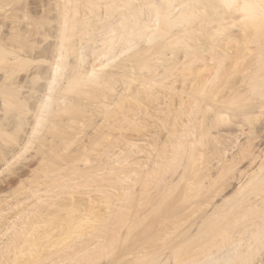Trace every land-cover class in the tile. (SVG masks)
Returning <instances> with one entry per match:
<instances>
[{
	"label": "bare ground",
	"instance_id": "obj_1",
	"mask_svg": "<svg viewBox=\"0 0 264 264\" xmlns=\"http://www.w3.org/2000/svg\"><path fill=\"white\" fill-rule=\"evenodd\" d=\"M47 1L32 107L12 77L37 23L0 25V136L27 140L1 158L77 148L27 200L1 189L0 264H264V0Z\"/></svg>",
	"mask_w": 264,
	"mask_h": 264
},
{
	"label": "rangeland",
	"instance_id": "obj_2",
	"mask_svg": "<svg viewBox=\"0 0 264 264\" xmlns=\"http://www.w3.org/2000/svg\"><path fill=\"white\" fill-rule=\"evenodd\" d=\"M41 1V2H40ZM46 2H48L47 0H11V2H10V6H8L7 7V9L5 10V12L4 11H0V25L1 26H4V28H5V30H7L6 28V26H7V24L8 23H10L11 21H13V19H10L11 18V14H12V12L13 13H17L18 15H19V18L20 17H22L21 19V21L23 22V21H27V22H29V21H33V22H36L37 23V25H36V31L34 30V28H33V26H32V28H30L31 30V33L32 34H29L30 33V31H29V23L27 24V22H23V23H25V25L24 24H22L23 25V27L25 28V26H27L28 25V29L26 28V30L23 28V29H21V27H22V25H20L19 24V29H21L20 31H24L23 33L25 34V32H27V31H29V33H28V35H32V37L31 36H27L28 38V40H29V42L28 43H26L27 45H25V51H24V53L25 52H27V53H30L29 55V59L31 60V61H29V63L27 62L25 65H23L21 68H19L17 71L19 72V75H18V73L16 74H14V76L12 77V80H13V82L15 83V86H18V85H25L26 87L25 88H22V93L20 94V92H19V94H20V97H22V96H28L29 98L28 99H30L31 98V100H29V106H34V104L36 103V101L38 100L37 98H39L40 96L39 95H42V92H40V90H41V86L40 85H42V82L40 81H37V83H35V85L32 83V78L34 77V76H36V73L38 74L39 72H42L40 69H39V66H44L45 67V65H46V62H44L45 61V57L47 56L46 55V52H47V49H46V51H45V54H43L44 53V50L43 49H45V48H47V47H45L46 45L48 46V38H47V33L49 32V30H50V22H48L47 20L50 18V15L51 16H53L52 15V13H51V11L50 10H48V4L46 3ZM16 3V5H14V4ZM49 3V2H48ZM13 5V6H12ZM47 5V6H46ZM12 6V7H11ZM15 6V7H14ZM40 9H39V8ZM8 8H10V9H8ZM12 9H13V11H12ZM30 9V10H29ZM43 9H44V12H43ZM27 10H28V12H27ZM48 10V11H47ZM11 13H10V12ZM26 11V12H25ZM38 11H40L39 13H38ZM2 12V13H1ZM7 12H9L10 13V18H8L9 16L7 15V14H9V13H7ZM33 12V13H32ZM4 13H7V14H4ZM39 14V15H38ZM47 14L49 15L48 17H47ZM6 15L8 16L7 18L8 19H6L5 17H6ZM18 15H14L13 14V16L15 17V16H18ZM27 15V16H26ZM4 16V17H3ZM12 16V17H13ZM24 17V18H23ZM26 17V18H25ZM39 17V18H38ZM3 18H4V20H3ZM52 18V17H51ZM9 19H10V21H9ZM15 19V18H14ZM29 20V21H28ZM13 22H16V19H15V21H13ZM21 22V23H22ZM6 24V25H5ZM21 26V27H20ZM31 27V26H30ZM49 29V30H48ZM32 30H34V32H36L37 33V31H39L38 32V35L36 36V34H34L33 32H32ZM21 32V33H22ZM44 33L43 35H42V33ZM2 33H5L6 34V32L4 31V32H2ZM5 34H2L3 36L5 35ZM40 34H41V36H40ZM35 35V36H34ZM34 36V37H33ZM1 35H0V39H1ZM29 38H31V39H29ZM35 38H37L36 40H35ZM38 39H40V41L42 42H40ZM43 51V52H42ZM34 52V53H33ZM39 52V53H38ZM23 53V52H22ZM23 53V54H24ZM43 55H42V54ZM26 54V53H25ZM36 54H37V56H39V58L41 57V59H39L37 56H36ZM28 55V54H27ZM41 55V56H40ZM46 55V56H45ZM33 56V57H32ZM43 56V57H42ZM45 56V57H44ZM32 60H33V62H32ZM44 60V61H43ZM41 61V62H40ZM38 62V63H37ZM35 63V64H34ZM39 63H41V64H39ZM43 63V64H42ZM28 64V65H27ZM2 67H4L3 65H1ZM36 66H38V67H36ZM36 68H38V69H36ZM32 69V70H31ZM30 70V71H29ZM36 70H40V71H36ZM42 70H43V68H42ZM33 71L35 72L34 74H32L33 73ZM23 72H28L26 75L23 73ZM21 74V75H20ZM32 74V75H31ZM16 75V76H15ZM31 76V77H30ZM23 77H25L24 78V81H23ZM17 78V79H16ZM18 80V81H17ZM21 83V84H20ZM33 85V86H32ZM29 86H31V87H29ZM33 87H35V88H33ZM40 88V89H39ZM28 92V93H27ZM23 94V95H22ZM35 95H36V97H35ZM33 97V98H32ZM34 99L36 100V101H34ZM149 99V98H148ZM145 101V100H144ZM148 101V100H147ZM31 104V105H30ZM3 127V129L5 130V136L3 135V136H0V142L2 143L3 142V144L2 145H0V149L2 150V151H0L1 153L4 151V150H7V156H8V154H10V152H11V154L13 153L11 150H12V148L13 147H15V146H19L20 145V142L22 143L24 140H25V133H24V131H22V130H18L16 127V129L17 130H15L13 127H12V125H10V127H11V129L13 128V131L12 130H10V128L8 129V127H9V125H3L2 126ZM20 132V133H19ZM47 132V131H46ZM23 133V134H22ZM45 133V132H44ZM44 133H43V135H44ZM24 135V137H22ZM41 135V134H40ZM43 135H42V138L39 136V140H40V142L38 141H35V142H37V144L35 145L34 143L31 145V144H29L28 145V148H27V150H29V153L27 152V150L26 151H23L25 154H26V152H27V154H26V157H24L25 155H24V153H23V155L24 156H20V157H22V159L20 158L19 159V157L18 158H16V160L17 159H19V160H17L16 162H17V164H18V167H16L17 166V164L16 165H11V167L12 168H8V164H7V161L6 160H4L3 158H1L2 156V154L0 153V175H2L3 176V179H2V176H1V180H3V182L2 181H0V184L1 183H3V185L4 186H1L0 185V195H2L1 194V189H6L7 187H9V188H7L6 190H7V193H9L10 191H12L13 192V190H14V186H13V184L15 185L17 182H20L19 180H23V178H24V180H23V183L25 184V186H23V188L24 187H28L29 188V190H28V192H27V190H26V188L24 189V191L26 190V192L27 193H24V191H23V189H19V188H17L16 186H18L19 187V185H20V183L18 184V185H16L15 187L17 188V189H19V190H17V189H15L14 191L16 192L15 194H12L11 192V194L13 195L12 197L14 198L13 200H14V202H16L17 200L15 199V197L16 196H14V195H16V194H18V196L19 195H21L22 193V195H21V197H23V200L25 199V200H27L26 199V197H28V195L27 194H31L30 193V183L32 184V183H35V180L33 181V179H36V180H38V179H40V177L42 176V174L40 173V172H38V168H35L36 166L34 165V162L36 161V165H37V167H40V169L42 168L41 167V165L40 164H42L43 163V161H47L48 159V161H50L52 164L54 163L55 165H57V166H60V165H62V164H65V163H63L64 161L66 162V160L68 159V156H69V152L71 151V150H75V148H77V147H73L72 149H71V146H77L76 144H80L81 143V141H76L74 144H70V148L69 149H71V150H66V149H64V148H62V145L60 146L59 145V149H60V151H59V157H58V159L61 157V158H63L62 160H64V161H60L61 160V158L58 160V159H56L55 158V156H57V155H52V153H50L49 151H48V147H49V143H50V141H49V136H51V133L50 132H47V133H45V135H46V138H44L43 137ZM44 135V136H45ZM49 135V136H48ZM20 136L22 137V138H20ZM48 136V137H47ZM14 137V138H13ZM24 138V139H23ZM17 140V141H16ZM23 140V141H22ZM35 140H38V139H35ZM25 141H27V140H25ZM24 141V143H26ZM46 142V143H45ZM4 143H5V145H4ZM39 143V144H38ZM4 145V146H3ZM31 145V146H30ZM43 145H45L46 147L45 148H48V149H45L44 148V146ZM2 146L4 147V148H2ZM30 146V147H29ZM37 147L36 149L34 148L33 149V147ZM48 146V147H47ZM6 147V148H5ZM10 149V151L8 150V149ZM33 149V151L31 150V149ZM13 149H15V148H13ZM66 150L65 152L67 153V154H65V152H64V150ZM9 151V152H8ZM68 151V152H67ZM6 151H4L3 153H5ZM21 153V154H22ZM35 153V154H34ZM37 153V154H36ZM64 154L65 156H63L62 154ZM6 154V153H5ZM10 154V155H11ZM54 154V153H53ZM40 155V156H39ZM34 158H38V157H40L41 159H39V160H41V161H37L36 159H34ZM30 157H32L31 159H29ZM136 157H138L139 158V156H137L136 155ZM136 157H133L132 158V160H135L136 159ZM24 158H27V162L28 163H26V161L25 160H23ZM48 158V159H47ZM93 158V157H92ZM137 158V160H139L140 161V159L142 158L143 159V161L141 160L140 162H144L145 161V159H146V157L145 158H143V154L141 155V158L140 159H138ZM43 159V160H42ZM47 159V160H46ZM51 159V160H50ZM4 160V161H3ZM20 160H21V163H20ZM22 160H23V162H22ZM28 160H30V161H28ZM33 160V161H32ZM131 160V161H132ZM12 162H14V160L12 161ZM16 162H14V164L16 163ZM42 162V163H41ZM6 163V164H5ZM20 163V164H19ZM30 163V164H29ZM38 163H39V165H38ZM2 164H4L5 166H1ZM13 164V163H12ZM44 164V163H43ZM42 164V165H43ZM53 164V165H54ZM82 164V163H81ZM9 165V166H10ZM20 165V166H19ZM24 165L26 166V168L24 167ZM29 165V166H28ZM126 165H128L127 163H126ZM6 166H7V168H8V175L6 174V172L3 174V172H4V170L5 169H3V168H6ZM15 166V167H14ZM28 166V167H27ZM32 166V167H31ZM34 166V167H33ZM1 167H3V168H1ZM55 167V166H54ZM20 168V169H19ZM27 169V170H25L24 171V169ZM84 168V167H83ZM3 170V172H2V170ZM11 169H13V171H11ZM10 170V171H9ZM17 170V171H16ZM19 170H21V171H19ZM28 170L30 171L31 170V172L33 173H35V174H37L36 176H32V173H31V176L32 177H30V176H28ZM5 171H7V169L5 170ZM14 171H16L17 172V174H15L16 172H14ZM21 172V173H19V172ZM24 171V172H23ZM39 171H41V170H39ZM12 172H14V173H12ZM25 172L27 173V175L25 174ZM11 174V175H10ZM26 176H25V175ZM8 176V178L10 179V180H7L6 178H7V176ZM12 175H14V176H12ZM21 177H20V176ZM29 175H30V172H29ZM12 176V177H11ZM15 176H18V178H16ZM13 177H14V179H17V180H12L13 179ZM29 178H33L32 179V181L30 182L29 181ZM6 179V180H5ZM19 179V180H18ZM13 181V182H11L10 183V181ZM25 180H28L27 182L25 181ZM17 181V182H16ZM4 182H5V184H4ZM9 182V183H8ZM30 182V183H29ZM23 183L21 184V185H23ZM33 185V184H32ZM6 186V187H5ZM139 186V185H138ZM2 187V188H1ZM13 188V189H12ZM8 189H9V192H8ZM81 189H84V188H81ZM76 190L77 192L79 191V193L80 194H82L83 192H82V190ZM3 190V191H4ZM5 190V191H6ZM22 191V193H21V191ZM18 191L20 192V194L18 193ZM82 193H81V192ZM84 191V190H83ZM77 192H73V194L75 193V194H78ZM86 191H84V193H85ZM94 192V191H93ZM92 192V193H93ZM14 193V192H13ZM88 193V192H87ZM86 193V194H87ZM11 194H8L9 195V197L8 196H6V197H4L5 199H7V200H12L11 199V197H10V195ZM72 194V195H73ZM75 194H74V198L73 199H77L78 200V197H75ZM90 194H91V192H90ZM95 194H96V196H97V193L95 192ZM95 194H93V195H91L92 197H96L95 196ZM23 195H25V196H23ZM27 195V196H26ZM72 195H66L67 197H69L70 198V203H72V205L73 204H76V203H73L74 202V200H73V202H72V198H71V196ZM79 195V194H78ZM17 196V198H20V197H18ZM77 196V195H76ZM83 197H85L86 195H82ZM91 196L89 195L88 197H87V201L89 200L88 198H91ZM30 197H31V195H30ZM64 197V196H63ZM66 197V198H67ZM83 197H81V196H79V198H81L82 199V201H85L84 203H87V201L84 199L83 200ZM61 198V197H60ZM34 198H32L31 199V201L30 202H32V200H33ZM19 200V199H18ZM22 200V198L18 201V202H22L23 201ZM29 200V199H28ZM62 202H61V201ZM60 200H58V201H60L62 204L67 200H69V199H64V198H62V199H60ZM77 200H75V202H77ZM80 200V199H79ZM78 200V202H82L81 200L79 201ZM66 201V202H67ZM13 202V201H12ZM12 202H11V204H12ZM27 202H29V201H27ZM65 202V203H66ZM17 203V202H16ZM16 203H13V204H16ZM59 203V202H58ZM8 204V203H7ZM66 204H69V201L66 203ZM64 205V204H63ZM71 205V204H70ZM71 205V206H72ZM56 208H59V209H55V207H54V209H51V211L54 213L55 211L54 210H56V211H58V212H55V214H58L59 212L60 213H62L61 211H60V209H62L61 207H58V206H56ZM65 212V211H64ZM63 212V213H64ZM152 217L153 216H150V218L148 219V221H151L152 220ZM262 255L264 256V252L262 253Z\"/></svg>",
	"mask_w": 264,
	"mask_h": 264
}]
</instances>
